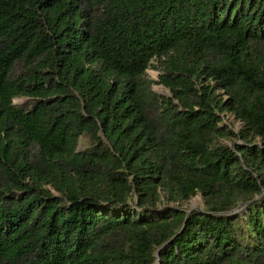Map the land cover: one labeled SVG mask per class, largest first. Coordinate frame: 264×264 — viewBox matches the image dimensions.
I'll return each mask as SVG.
<instances>
[{"label":"trees","instance_id":"trees-1","mask_svg":"<svg viewBox=\"0 0 264 264\" xmlns=\"http://www.w3.org/2000/svg\"><path fill=\"white\" fill-rule=\"evenodd\" d=\"M157 262L264 264V0H0V264Z\"/></svg>","mask_w":264,"mask_h":264},{"label":"rangeland","instance_id":"rangeland-1","mask_svg":"<svg viewBox=\"0 0 264 264\" xmlns=\"http://www.w3.org/2000/svg\"><path fill=\"white\" fill-rule=\"evenodd\" d=\"M147 74L149 76L150 79H152L153 81H157L158 80V75H159V72L158 71H155L153 69H149L147 70ZM152 90L162 96V97H169V92L164 89L161 85H153L152 86ZM26 101V99H15L13 101V104L14 105H21L23 104L24 102ZM225 124L227 126H231L232 127V130L234 132H237V130H239L241 128V124L237 121L234 120V118L232 116H227L226 119H225ZM81 147V145H80ZM79 147V148H80ZM203 207V201H202V198L200 196H197L195 198H193L191 201H189L188 203H186L185 205L182 206L183 209H188V211H190L191 209H194V210H201Z\"/></svg>","mask_w":264,"mask_h":264},{"label":"water","instance_id":"water-1","mask_svg":"<svg viewBox=\"0 0 264 264\" xmlns=\"http://www.w3.org/2000/svg\"><path fill=\"white\" fill-rule=\"evenodd\" d=\"M192 210H194V209H191L190 211H188V213L191 212ZM157 264H159V262H157Z\"/></svg>","mask_w":264,"mask_h":264}]
</instances>
